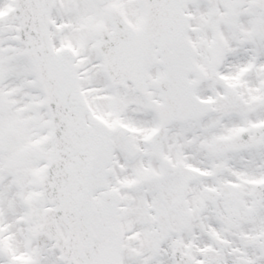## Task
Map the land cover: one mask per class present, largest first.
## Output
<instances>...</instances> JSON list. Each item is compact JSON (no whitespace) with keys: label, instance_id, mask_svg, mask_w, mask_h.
I'll use <instances>...</instances> for the list:
<instances>
[{"label":"rangeland","instance_id":"rangeland-1","mask_svg":"<svg viewBox=\"0 0 264 264\" xmlns=\"http://www.w3.org/2000/svg\"><path fill=\"white\" fill-rule=\"evenodd\" d=\"M69 2H74V0H56L53 10L51 33L57 47L62 43H68L64 38L69 35L65 22L68 15L72 13L65 10V6H69ZM213 2L214 0L200 1L198 7L192 8L194 18L196 19L199 14V7L211 8L210 5ZM217 4V11L210 10L211 22L214 16L221 20L226 19L225 6L221 3ZM12 5V0H0V59L3 61L1 69L4 70V73L0 75V101L5 102L3 107L7 108L8 103L14 101V95L18 93L22 95L25 90L27 96L30 97L29 106H33L36 110L35 113L40 119L39 124H44L43 131L48 134V116L35 82L34 71L23 53V48L19 47L15 41L17 21L14 20L10 10ZM223 11L225 14H222ZM4 12L7 15H2ZM129 15L131 18L137 19L132 11H129ZM91 20L92 17L86 23H90ZM222 25L221 21H218V26ZM212 27L215 28V25ZM199 28L201 31L199 32L197 27L196 35L191 40L197 45L196 59L198 63L206 65L210 71L209 79L198 91L203 97H212L215 107L207 120H197L196 127L198 130L205 129L206 131L212 126V129L204 133L206 138L199 140L201 137L199 136V139H193L196 142L198 140V151L183 153L181 156L182 168L173 174L138 172L127 175L120 172L113 173L110 185L119 188L124 196L122 199V219L125 227L124 264H173L172 250L176 240H180L183 250L193 256L194 264H248L250 256L259 260L260 264H264V242L259 240L251 242L253 241L252 236L260 230L264 231V204L256 203L251 195H248V182L264 178V143L259 147L245 151L216 154L211 157L206 155L203 149H200L202 146L200 142L206 141L213 134L233 133L264 119V39L260 40L262 51L258 55L263 59L257 62L254 68H248L249 57L245 56L248 47L239 51L235 48L231 50L230 45L220 41L221 38L226 37L225 41L230 44L231 37L227 36L228 25L225 24L223 28L217 30L219 33H215L212 29L213 36L219 35L221 38H214L207 44L204 43L207 39L205 34L207 28L204 25H199ZM84 29L82 33H87L90 30L87 27ZM91 34L87 33L89 37L83 43H94L95 38ZM81 37H76V41ZM67 40L78 53L82 75H86L84 78L87 81L88 73L93 69L92 67L88 68L89 58L85 55V52L90 51V48L88 45H82L83 43L70 38ZM91 46L93 47V45ZM234 52L235 55L241 54L237 55L235 60L228 61L226 56H231ZM219 54L225 56H219ZM91 56L94 58L93 52ZM236 81L239 82V88L230 89L231 92L227 87ZM85 86L88 96L94 100L97 94L87 83ZM19 101L20 99H18ZM154 123V119L145 120L142 128H150ZM151 174H157V177H152ZM158 175L164 176L162 179L168 180L167 182L170 180L179 182L187 175L191 177V186H195L192 191L196 190V193H199L204 185L220 186L224 192L229 191L235 185L242 198L239 200L235 196V200H230L229 193L224 195L218 203L210 204L201 196L199 203L187 204L183 196L187 194L188 187L175 183L161 193L164 199L159 204L158 201L149 203L152 202V199L149 198L150 189L147 190L149 195L145 193L141 197V209L138 208L137 202L127 203L128 191L123 186L132 184L133 188L139 186L138 189L141 188V191L145 186L148 187V181L151 179L155 180L151 184H157L161 180ZM128 176L130 181H128ZM182 189L186 190V194H182ZM192 198H196L195 195H192ZM254 224H257L260 230L251 235L243 233V230L250 229L248 225ZM209 233H215L227 239V246L225 248L218 247L213 240L209 239ZM22 238L23 233H7L5 237L2 236V239L10 246L17 245ZM37 240L42 249L40 253L43 264L57 263L59 261L58 252L49 242L46 243L45 239L38 237ZM233 254L237 255L235 259H232Z\"/></svg>","mask_w":264,"mask_h":264},{"label":"water","instance_id":"water-1","mask_svg":"<svg viewBox=\"0 0 264 264\" xmlns=\"http://www.w3.org/2000/svg\"><path fill=\"white\" fill-rule=\"evenodd\" d=\"M167 1L169 6L158 16L153 0H143L147 14L144 26L141 31L133 32L149 40L151 63L161 62L165 67L166 75L160 80L168 81L162 84V89L167 85L162 94L166 104L155 106L151 102L162 125L170 119L184 120L203 114L208 111L209 103L194 94L202 75L197 67L191 66L193 47L187 40V18L176 14L175 7L180 6L177 2L187 0ZM53 3L54 0H15L14 7L15 18L19 21L18 41L26 46V53L31 57L51 117L53 147L47 173L41 180L51 207L43 213L40 232L54 241L63 261L122 264L119 199L106 184L111 171L107 168L111 130L90 113L79 88L74 54L65 46L57 50L53 47L49 34ZM109 44L107 38L99 43L106 64L111 60ZM155 47L160 58L154 53ZM189 72L196 74L195 80H188ZM138 87L150 98L145 85L139 84ZM86 113L89 114L88 120ZM254 133L251 137L247 131H241L230 138L215 139L208 148L239 150L259 144L264 135V124L255 127ZM258 188L259 185L255 194L260 193ZM96 190L100 191V201L93 195ZM62 227L67 231V237Z\"/></svg>","mask_w":264,"mask_h":264},{"label":"flooded vegetation","instance_id":"flooded-vegetation-1","mask_svg":"<svg viewBox=\"0 0 264 264\" xmlns=\"http://www.w3.org/2000/svg\"><path fill=\"white\" fill-rule=\"evenodd\" d=\"M101 14L105 16L103 19L106 22H104L103 24L106 25L107 28L110 29L111 27H110L108 16H107V9L105 13H101ZM128 86L134 89L133 86L130 83H128L123 86L125 88L124 90H126ZM113 87H116V86H112V88ZM117 87L122 88L121 86H117ZM150 87L154 95H156V92L154 91V87L152 85V81H151ZM139 105H145L146 108L149 110L147 106V102L145 101L144 98L143 100H141ZM127 110L129 111L128 114H126L123 117L122 121H119L113 127L115 129L117 141L121 139V137L124 135L127 129L134 130L135 133L129 134V136L132 139L131 143L134 144L132 155L133 157L138 159L140 157L138 149L140 150L141 143H143V140H142V132H143L142 125L143 124H141L142 120L139 118L141 117V114L138 113V111L134 109L133 105H129V108ZM112 114H116V113H112ZM150 148H151L150 146L147 147V149L150 150V152L152 153V149ZM163 149H164L163 150L164 153L167 156L168 155L174 156V154L177 155V153L181 152V145L175 144V142H173L170 145L169 150L167 151L165 148V143H164ZM41 157H43L42 154H41ZM34 158L37 159V156H35ZM20 160H21L20 148L16 147L15 144L11 146L10 139L8 141L5 139V133L3 134L0 133V202H3L5 198H13L14 200L16 199L15 186L22 185V182L19 178V175L22 170L19 164ZM24 168H28V167H24ZM28 196H30V192L25 191L22 195V198L19 197L18 200L14 201L16 202L15 205L21 204L23 202V199H25ZM4 232H5L4 230H0V233H4Z\"/></svg>","mask_w":264,"mask_h":264},{"label":"bare ground","instance_id":"bare-ground-1","mask_svg":"<svg viewBox=\"0 0 264 264\" xmlns=\"http://www.w3.org/2000/svg\"><path fill=\"white\" fill-rule=\"evenodd\" d=\"M248 264H260V262L255 257L250 256L248 260Z\"/></svg>","mask_w":264,"mask_h":264}]
</instances>
